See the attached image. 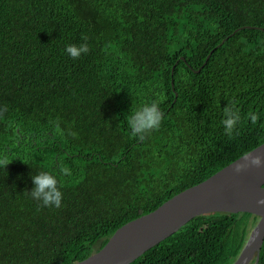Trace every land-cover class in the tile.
Instances as JSON below:
<instances>
[{
    "label": "trees",
    "instance_id": "16d2710c",
    "mask_svg": "<svg viewBox=\"0 0 264 264\" xmlns=\"http://www.w3.org/2000/svg\"><path fill=\"white\" fill-rule=\"evenodd\" d=\"M253 27L264 0H0V154L12 161L0 168V264H75L264 143ZM83 37L90 51L72 59L65 48ZM231 100L241 121L229 136ZM151 101L162 124L138 140L129 118ZM62 165V206L40 207L31 175ZM257 221L197 216L129 264H232Z\"/></svg>",
    "mask_w": 264,
    "mask_h": 264
},
{
    "label": "water",
    "instance_id": "95a60500",
    "mask_svg": "<svg viewBox=\"0 0 264 264\" xmlns=\"http://www.w3.org/2000/svg\"><path fill=\"white\" fill-rule=\"evenodd\" d=\"M253 28L264 30L263 27ZM172 86L174 89V82ZM257 152H264V143L206 180L176 194L157 209L122 225L102 248L75 264H129L193 218L216 211L249 212L258 217L239 256L232 263L258 264L264 243V204L258 203L264 199V168L235 171L246 157Z\"/></svg>",
    "mask_w": 264,
    "mask_h": 264
},
{
    "label": "clouds",
    "instance_id": "9594fccd",
    "mask_svg": "<svg viewBox=\"0 0 264 264\" xmlns=\"http://www.w3.org/2000/svg\"><path fill=\"white\" fill-rule=\"evenodd\" d=\"M84 42L80 44H68L65 52L72 59H79L82 55L89 53L90 46L87 43V37H83ZM7 111V107H0V116ZM223 119L221 121L224 126V131L227 135H233L237 129L241 115L235 100L228 102L227 106L223 108ZM252 120L255 121L257 117L253 115ZM163 114L159 109L158 102L151 101L143 103L141 106L135 108L129 118V127L131 134L138 140H145L152 132L161 127ZM50 125L54 126L56 131H59V122L51 121ZM12 161L7 154H0V168H6ZM255 167L257 169L264 168V152H257V154H250L245 158V162L239 164L235 171L241 173L249 168ZM59 174L71 175L72 170L66 166H61L59 172L54 171H40L36 175H31L34 187L29 193L31 199L38 202L40 207H56L62 206L63 200V185L60 183ZM264 204V199L258 201Z\"/></svg>",
    "mask_w": 264,
    "mask_h": 264
},
{
    "label": "rangeland",
    "instance_id": "374dc122",
    "mask_svg": "<svg viewBox=\"0 0 264 264\" xmlns=\"http://www.w3.org/2000/svg\"><path fill=\"white\" fill-rule=\"evenodd\" d=\"M252 263H253V262H252ZM252 263H251V264H252Z\"/></svg>",
    "mask_w": 264,
    "mask_h": 264
}]
</instances>
